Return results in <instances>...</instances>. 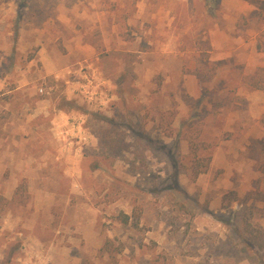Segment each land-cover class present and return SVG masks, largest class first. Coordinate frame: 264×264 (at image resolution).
<instances>
[{
    "label": "rangeland",
    "instance_id": "374dc122",
    "mask_svg": "<svg viewBox=\"0 0 264 264\" xmlns=\"http://www.w3.org/2000/svg\"><path fill=\"white\" fill-rule=\"evenodd\" d=\"M0 264H264V0H0Z\"/></svg>",
    "mask_w": 264,
    "mask_h": 264
},
{
    "label": "trees",
    "instance_id": "16d2710c",
    "mask_svg": "<svg viewBox=\"0 0 264 264\" xmlns=\"http://www.w3.org/2000/svg\"><path fill=\"white\" fill-rule=\"evenodd\" d=\"M260 88V87H257ZM189 148L191 149L190 152H192V154L196 153L197 147H196V143L193 140H189ZM193 158L196 160L194 163H192V167H191V175L193 177L198 176L200 173H202L204 170H200L199 169V165L201 164L200 159L196 156L193 155ZM206 163H208V157L205 158ZM123 221H126V219H124ZM250 240V239H249Z\"/></svg>",
    "mask_w": 264,
    "mask_h": 264
},
{
    "label": "crops",
    "instance_id": "0c3cea01",
    "mask_svg": "<svg viewBox=\"0 0 264 264\" xmlns=\"http://www.w3.org/2000/svg\"><path fill=\"white\" fill-rule=\"evenodd\" d=\"M251 8V7H250Z\"/></svg>",
    "mask_w": 264,
    "mask_h": 264
}]
</instances>
